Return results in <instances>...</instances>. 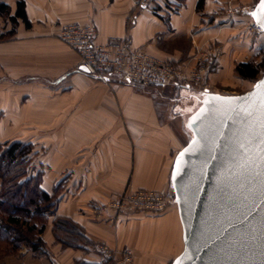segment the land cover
<instances>
[{"label": "crops", "instance_id": "0c3cea01", "mask_svg": "<svg viewBox=\"0 0 264 264\" xmlns=\"http://www.w3.org/2000/svg\"><path fill=\"white\" fill-rule=\"evenodd\" d=\"M256 1L146 0L135 7L134 0H0V143H30L39 187L55 194L40 233L46 254L21 245L0 264H102L90 248L97 242L130 248L132 264H167L183 246L175 204L160 213L100 207L125 191L171 189L173 158L182 145L176 148L165 117L184 119L204 88L100 81L79 68L77 53L59 38L60 27L92 23L98 43L128 37L132 47L173 62L214 43L220 54L205 89L228 94L213 87L231 86L239 79L236 63L257 60L264 51V32L248 28ZM18 2L25 19L16 14ZM56 216L82 228L83 248L54 240Z\"/></svg>", "mask_w": 264, "mask_h": 264}, {"label": "water", "instance_id": "95a60500", "mask_svg": "<svg viewBox=\"0 0 264 264\" xmlns=\"http://www.w3.org/2000/svg\"><path fill=\"white\" fill-rule=\"evenodd\" d=\"M250 15L264 32L262 0ZM262 82L264 70L243 92L205 89L185 117L191 137L175 153L170 172L183 246L170 264H264V165L257 103L264 93ZM217 98L237 99L226 105Z\"/></svg>", "mask_w": 264, "mask_h": 264}, {"label": "built area", "instance_id": "2783aa9c", "mask_svg": "<svg viewBox=\"0 0 264 264\" xmlns=\"http://www.w3.org/2000/svg\"><path fill=\"white\" fill-rule=\"evenodd\" d=\"M146 0H134L135 7H140ZM249 30L261 32L255 23L249 24ZM59 38L78 55L79 65L85 72L100 81L111 78L135 83L140 86H165L185 83L184 80L202 81L204 75L216 60L217 49L203 51L196 58L195 64H179L169 60L158 59L141 47H132L128 37L108 43L96 41L94 24L68 23L60 27ZM205 89V87H203ZM174 203L173 194L162 193L153 189L138 188L114 197L100 207V210L119 212L147 211L160 213ZM92 249L98 254L99 262L107 264H132L130 249L122 247L113 249L104 243H94Z\"/></svg>", "mask_w": 264, "mask_h": 264}, {"label": "trees", "instance_id": "16d2710c", "mask_svg": "<svg viewBox=\"0 0 264 264\" xmlns=\"http://www.w3.org/2000/svg\"><path fill=\"white\" fill-rule=\"evenodd\" d=\"M16 14L25 19L23 2H18ZM262 62H238L235 72L242 79L255 81L264 66ZM31 149L30 143L17 140L0 143V240L8 244V252L26 245L37 255H45L46 244L40 233L47 215L52 213L55 194L40 189L38 172L26 174ZM52 223L54 240L62 247L83 248L87 244L82 228L69 218L56 216Z\"/></svg>", "mask_w": 264, "mask_h": 264}, {"label": "rangeland", "instance_id": "374dc122", "mask_svg": "<svg viewBox=\"0 0 264 264\" xmlns=\"http://www.w3.org/2000/svg\"><path fill=\"white\" fill-rule=\"evenodd\" d=\"M211 48H216L217 49L216 50L217 51L216 60L211 65V67L209 68L208 72L204 75L202 81H197L195 79H191V80H184V82H187L188 81V83H190L192 85L194 84L195 88H197V89H200V88H203V87H207L208 88V74L210 73V71L216 65V63H217V57L220 54V48H219L218 45H216V44L213 43V44L208 45V47L207 46H205V47H199L198 49L194 50V53L192 54V56L188 57L187 59H183V60H181L179 62H175V63H179V64H183L184 63V64H187L189 67H192L195 64L196 58L199 57L201 55V53H203V51L209 52V50ZM193 58L195 60H194V62H191L190 59H193ZM258 58L259 59H257V60L255 59L253 62L259 63V62L263 61L262 63L264 65V51L261 54H259ZM263 70H264V66H262L260 68V73L257 76V78L261 76ZM237 78H239V79H237L236 81L232 80L231 86L224 87V86H221V85L220 86L219 85H215L213 88L214 89L217 88L218 90L228 91L229 93H239V92H243V91L249 89L252 86V83L254 82V81H251V80L241 79L238 75H237ZM132 84L135 85V86H138L140 88H143L144 87V86L137 85L135 83H132ZM157 89H158L157 92L161 91V93L162 94H165V95L168 94V93H170L167 90H165V88H157ZM173 96L176 98L178 95L177 94H173ZM163 105H164V112H165V111L168 110L167 109V105L166 104H163ZM172 108H173V110L177 109V107H176L175 104L170 107V109H172ZM173 116H172L171 120L169 118L165 117V120H166L165 122H167L168 124H170V126L173 129L175 138L179 142V143L176 144V148H177L178 146H181V145L183 146L188 141V139L191 137V132L185 126V122H184L185 121L184 120L185 118L182 119L181 116H177L175 114H173ZM36 170H37L36 169V166L33 164V161H31V159H30L29 165L27 166L26 174L28 173L30 175V174H33V173H37ZM156 191H159V190H156ZM56 192L57 191H55V193ZM159 192H162V193H170L171 195L173 194L172 193V189H170V187H167V190L159 191ZM173 204H175V203H173ZM0 246H1L0 252H2L1 253L2 255L1 256H4V255L10 253V252L6 251V250L9 249L8 248L9 246H8V244H6V242L4 240H0ZM90 248L92 249L93 247L90 246ZM114 249H116V248H114ZM128 249H130V248H128ZM130 251H131V249H130ZM131 255H132V251H131ZM132 260H133V257H132ZM167 264H170V262H168Z\"/></svg>", "mask_w": 264, "mask_h": 264}, {"label": "snow or ice", "instance_id": "6c2138e0", "mask_svg": "<svg viewBox=\"0 0 264 264\" xmlns=\"http://www.w3.org/2000/svg\"><path fill=\"white\" fill-rule=\"evenodd\" d=\"M262 2H264V0H262ZM259 87L264 88V82L261 83V85H259ZM222 100L226 105H231V103L236 100L237 98H217ZM257 103L260 106V110H261V137H260V160H261V164L264 165V93L261 94L260 98L258 99ZM250 112L245 113V115H250ZM197 142L193 141V145H196ZM181 156H184L185 153L182 152L180 154ZM179 163V160L178 162Z\"/></svg>", "mask_w": 264, "mask_h": 264}]
</instances>
